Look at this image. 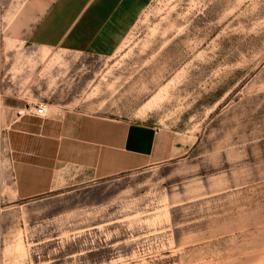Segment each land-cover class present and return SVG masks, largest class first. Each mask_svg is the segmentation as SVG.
<instances>
[{
	"label": "rangeland",
	"instance_id": "obj_1",
	"mask_svg": "<svg viewBox=\"0 0 264 264\" xmlns=\"http://www.w3.org/2000/svg\"><path fill=\"white\" fill-rule=\"evenodd\" d=\"M6 29L2 109L147 123L185 153L27 200L0 181V264H264V0H151L110 57Z\"/></svg>",
	"mask_w": 264,
	"mask_h": 264
},
{
	"label": "crops",
	"instance_id": "obj_2",
	"mask_svg": "<svg viewBox=\"0 0 264 264\" xmlns=\"http://www.w3.org/2000/svg\"><path fill=\"white\" fill-rule=\"evenodd\" d=\"M151 0H0L9 42L21 47L110 57ZM0 106V181L13 197L27 200L69 182L87 183L182 156L175 132L142 122L102 121L45 104ZM19 108V107H18Z\"/></svg>",
	"mask_w": 264,
	"mask_h": 264
},
{
	"label": "built area",
	"instance_id": "obj_3",
	"mask_svg": "<svg viewBox=\"0 0 264 264\" xmlns=\"http://www.w3.org/2000/svg\"><path fill=\"white\" fill-rule=\"evenodd\" d=\"M31 113L37 116H43L45 114V104L42 102L34 104Z\"/></svg>",
	"mask_w": 264,
	"mask_h": 264
}]
</instances>
